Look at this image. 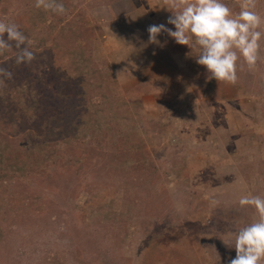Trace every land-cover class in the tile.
Segmentation results:
<instances>
[{
	"label": "rangeland",
	"instance_id": "rangeland-1",
	"mask_svg": "<svg viewBox=\"0 0 264 264\" xmlns=\"http://www.w3.org/2000/svg\"><path fill=\"white\" fill-rule=\"evenodd\" d=\"M62 2L0 0L36 57L0 51V264L234 258L230 234L256 218L238 201L264 197V40L235 84L208 81L195 51L148 43L174 29L168 0Z\"/></svg>",
	"mask_w": 264,
	"mask_h": 264
},
{
	"label": "clouds",
	"instance_id": "clouds-1",
	"mask_svg": "<svg viewBox=\"0 0 264 264\" xmlns=\"http://www.w3.org/2000/svg\"><path fill=\"white\" fill-rule=\"evenodd\" d=\"M34 6L56 15L67 12L62 0H34ZM256 7V0H244L240 11L234 13L225 0H168L166 9L172 15L167 24L174 29L165 24L150 25L148 43L159 44L157 38L166 33L177 44L190 48L191 54L197 53L196 63L206 69L208 81L235 84L238 68L246 65L254 70L259 60L264 17ZM27 40L15 24L0 21V51L11 49L14 44L18 65L30 64L36 58L26 45ZM4 79H12V73L0 68V82ZM218 203L213 199L210 206ZM238 204L241 209L254 210L256 218L230 234V249L235 250L236 256L229 257L224 264H264V197L244 195Z\"/></svg>",
	"mask_w": 264,
	"mask_h": 264
},
{
	"label": "trees",
	"instance_id": "trees-1",
	"mask_svg": "<svg viewBox=\"0 0 264 264\" xmlns=\"http://www.w3.org/2000/svg\"><path fill=\"white\" fill-rule=\"evenodd\" d=\"M2 1V0H1Z\"/></svg>",
	"mask_w": 264,
	"mask_h": 264
}]
</instances>
